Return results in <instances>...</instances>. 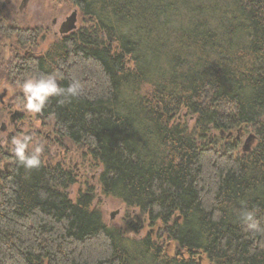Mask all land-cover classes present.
<instances>
[{
    "label": "trees",
    "instance_id": "16d2710c",
    "mask_svg": "<svg viewBox=\"0 0 264 264\" xmlns=\"http://www.w3.org/2000/svg\"><path fill=\"white\" fill-rule=\"evenodd\" d=\"M71 1L88 26L13 76L79 82L39 117L140 215L109 226L94 188L69 198L74 170L16 159L0 177V264H264V0ZM241 128L257 138L235 155L226 138Z\"/></svg>",
    "mask_w": 264,
    "mask_h": 264
},
{
    "label": "flooded vegetation",
    "instance_id": "af4514ba",
    "mask_svg": "<svg viewBox=\"0 0 264 264\" xmlns=\"http://www.w3.org/2000/svg\"><path fill=\"white\" fill-rule=\"evenodd\" d=\"M57 0H0V78L8 84L1 88L0 96V177L8 174L12 169L16 157L11 151L13 137L28 135L29 145L39 146L42 140V130L32 118L33 113L24 109L25 97L21 85L24 79L36 77L35 73H27L22 78L13 76V67L16 63L37 61L45 58L48 51L62 43L80 29L79 20L81 11L76 7L70 15L58 16L53 8L45 10L49 5L57 4ZM55 2V3H54ZM72 2V1H71ZM73 3V2H72ZM31 5L34 8L30 11ZM42 6L43 9H42ZM77 12L76 28L67 31L68 20ZM88 26L87 22L83 27ZM53 36L52 44L44 50L41 43ZM30 39V40H29ZM12 41L8 43V41ZM55 75V74H52ZM56 76V75H55ZM58 84L59 79L57 78ZM8 99V96L11 95ZM7 99V100H6ZM29 115V117H27ZM242 134V133H241ZM240 137L233 143L238 144Z\"/></svg>",
    "mask_w": 264,
    "mask_h": 264
},
{
    "label": "rangeland",
    "instance_id": "374dc122",
    "mask_svg": "<svg viewBox=\"0 0 264 264\" xmlns=\"http://www.w3.org/2000/svg\"><path fill=\"white\" fill-rule=\"evenodd\" d=\"M56 2L57 4L55 5H49V3L47 2L44 9L50 10L51 7L54 9L58 16L62 15V17H65L66 15H70L71 12L76 8L71 0H57ZM43 7L44 6H42V9ZM33 8L34 5H31L30 11ZM84 23H86V21L83 20V16L81 13L79 27L82 28ZM52 40H54L53 36L48 37L45 43H41V47L44 50L48 49V47L52 44ZM11 42L12 41L10 40L8 41V43ZM7 84L8 83L5 80L0 78L1 88L4 86L8 87ZM12 94L13 93L8 96V99L11 98ZM36 116H38V113H33L32 118L35 119ZM27 117H29V115H27ZM185 120L190 123V125L193 124V119H191L190 117H187L186 119H184V121ZM35 121V123L40 126L42 130V142L40 145L42 152L40 158H42L45 163H52L53 165L60 163L64 169L70 168L75 171L74 173L77 176V182L73 184L68 190L69 198H71V200L76 201L79 193L87 192L88 188L90 187L94 188L96 199L93 206L95 209L101 211L105 222L109 226L125 227L127 218L140 215L137 209L128 208L121 201L104 194L102 187L100 186L98 181L99 176L102 172V166H100L96 161L92 159L87 148L74 146L67 140L58 137L54 130L55 122L53 119H42L41 121H39L38 118V120ZM232 133V136L226 138L227 141L234 142L236 136L238 135V130H234ZM241 133V139L237 144L238 149L235 151V155L241 154L242 147L247 137L251 133H255V131L252 128H246L244 131L241 130ZM218 135L219 133L217 131H213L211 136L212 138H217ZM225 137L226 136H224V138ZM35 147L36 146H33V144H31L29 146V151H31ZM113 213L114 216L112 217L111 215ZM148 230H151L154 238L160 237L162 241H166V232L160 229V225H158L154 229H150L149 225L146 224L144 232ZM167 243H169V241H167ZM174 246L175 245L173 244L170 248L171 253H174L175 251Z\"/></svg>",
    "mask_w": 264,
    "mask_h": 264
},
{
    "label": "clouds",
    "instance_id": "9594fccd",
    "mask_svg": "<svg viewBox=\"0 0 264 264\" xmlns=\"http://www.w3.org/2000/svg\"><path fill=\"white\" fill-rule=\"evenodd\" d=\"M22 92L25 97L24 109L30 113H41L50 97L66 96L78 97L81 94V87L78 81L73 80L67 88H62L55 75H38L32 78H25L22 85ZM63 101H61L62 103ZM30 137L28 135L13 137L11 151L16 157L18 164L26 170L39 168L41 165V147L37 146L29 151ZM242 219L249 231L260 232L261 228L255 219L254 211H244Z\"/></svg>",
    "mask_w": 264,
    "mask_h": 264
},
{
    "label": "water",
    "instance_id": "95a60500",
    "mask_svg": "<svg viewBox=\"0 0 264 264\" xmlns=\"http://www.w3.org/2000/svg\"><path fill=\"white\" fill-rule=\"evenodd\" d=\"M76 21H77V12L75 11L74 13H73V15L69 18V20H68V23L67 24H69V27H68V30L67 31H71V30H73V29H75L76 28ZM3 97H4V95H1L0 96V98L1 99H3ZM241 130H242V128L240 129V130H238V135L236 136V138H235V140H237L239 137H240V135H241ZM232 132H230L228 135H227V137H230V136H232ZM221 135H224V132L222 131L221 132ZM256 138H257V136H256V134L255 133H251L248 137H247V139H246V141H245V143H244V145H243V147H242V152L243 153H246V152H249V151H251V149H252V147H253V145H254V143H255V141H256ZM234 140V141H235ZM112 217L114 216V213L111 215ZM179 219H180V217H179Z\"/></svg>",
    "mask_w": 264,
    "mask_h": 264
},
{
    "label": "bare ground",
    "instance_id": "6f19581e",
    "mask_svg": "<svg viewBox=\"0 0 264 264\" xmlns=\"http://www.w3.org/2000/svg\"><path fill=\"white\" fill-rule=\"evenodd\" d=\"M30 40V39H29Z\"/></svg>",
    "mask_w": 264,
    "mask_h": 264
}]
</instances>
